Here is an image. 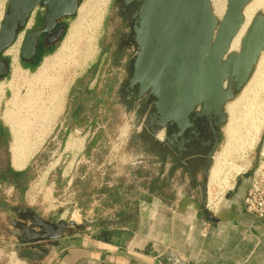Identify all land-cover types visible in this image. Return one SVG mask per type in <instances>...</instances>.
Here are the masks:
<instances>
[{"label": "rangeland", "instance_id": "1", "mask_svg": "<svg viewBox=\"0 0 264 264\" xmlns=\"http://www.w3.org/2000/svg\"><path fill=\"white\" fill-rule=\"evenodd\" d=\"M9 1L0 0V19ZM87 3L92 11L82 24L74 52L65 59L63 67L52 72L53 77L60 79L56 84H46L38 74L46 61L60 53L77 15L67 21L64 38L52 51L43 53L34 68L22 65L21 51L16 47H10L3 57L9 63V71L0 79V127L8 137L0 141V229L9 237L10 232L19 230V221L31 226L32 215L52 224L60 220L73 223L75 226L64 234L83 235L85 230L79 226L87 224L90 216L105 218L107 214L138 211L136 198L140 193L150 194L165 208L173 207L179 199L197 196L177 174L161 179L152 164L146 132L141 126L146 113L139 115L120 96L131 58L126 52L118 54L120 38L128 28L118 13L117 0H81L80 6ZM258 14H264V9H258L254 16ZM262 58L264 50L259 61ZM16 70L20 71L19 77ZM54 90L61 96L57 109L49 101ZM240 94L233 102L239 100ZM6 112L14 114L16 124H26L27 129L22 130L24 144L29 148L35 145L22 169L10 166L15 139L13 124L4 119ZM253 114L262 122L256 130L248 121ZM263 117L264 108L260 106L254 111L250 106L241 108L237 114L235 129L246 143L242 149L231 150L218 182L212 184L209 178L207 199L211 215L219 212L220 195L234 190L238 180L246 181L248 189L253 172L264 163L260 155L264 148ZM230 118L223 128L214 164L230 148ZM233 167L241 172L237 174ZM226 171L228 176L224 175ZM154 203L159 204L156 200ZM158 212L162 214L161 210ZM160 214L158 217L162 218Z\"/></svg>", "mask_w": 264, "mask_h": 264}, {"label": "water", "instance_id": "2", "mask_svg": "<svg viewBox=\"0 0 264 264\" xmlns=\"http://www.w3.org/2000/svg\"><path fill=\"white\" fill-rule=\"evenodd\" d=\"M134 1L142 4L133 17L136 52L123 90L136 93L135 102L155 100V112L145 115V128L153 123L156 127H184L196 110L225 121L224 105L243 91L263 53L264 14L254 16L240 51L231 52L232 41L244 22V10L253 0H228L222 21L214 16L211 0H117V3L127 8ZM39 5L47 9L43 28L27 34L20 55L23 63L33 61L43 35H52L60 20L75 17L79 10V0H10L0 29V79L9 71V63L3 58L5 53ZM240 185L238 180L237 187ZM206 200L205 187L203 209ZM30 221L31 226L19 225L18 234L30 245L59 240L70 226H75L62 220L52 224L36 215Z\"/></svg>", "mask_w": 264, "mask_h": 264}, {"label": "crops", "instance_id": "3", "mask_svg": "<svg viewBox=\"0 0 264 264\" xmlns=\"http://www.w3.org/2000/svg\"><path fill=\"white\" fill-rule=\"evenodd\" d=\"M13 158L10 166L15 169ZM246 188L242 180L220 195L219 212L212 215L197 196L165 208L140 193L139 212L93 215L79 228L83 235L64 234L32 245L18 237L20 230L9 237L0 229V264H264V219L245 211Z\"/></svg>", "mask_w": 264, "mask_h": 264}, {"label": "flooded vegetation", "instance_id": "4", "mask_svg": "<svg viewBox=\"0 0 264 264\" xmlns=\"http://www.w3.org/2000/svg\"><path fill=\"white\" fill-rule=\"evenodd\" d=\"M141 4L142 1H134L127 8H123L118 3V13L128 28V32L120 38L118 54L122 55L123 52H126L131 58L128 68L136 52L132 33L133 17ZM42 7L44 11L36 14L32 20V27L27 34L33 30L43 28L47 9L45 6ZM69 19L60 20L52 35H43L41 37L40 45L33 61L25 64L33 65L43 53L50 52L59 43L58 39L60 36L61 40L64 38ZM135 94L126 93L122 88L120 96L124 103L136 108L139 115L142 113L153 114L155 112V100H151L149 103H144L143 101L135 102ZM233 101L224 105L223 117L225 121L214 114L206 112L200 114L199 110H196V114L188 118L184 127L177 125L156 127L153 123L149 128H145L143 124L152 164L158 169L161 179L170 178V176L177 174L178 179L186 182L188 190L191 193H195L202 201L205 187L206 191L209 187V178L214 166L215 154L222 140L223 128L229 119L227 106Z\"/></svg>", "mask_w": 264, "mask_h": 264}, {"label": "bare ground", "instance_id": "5", "mask_svg": "<svg viewBox=\"0 0 264 264\" xmlns=\"http://www.w3.org/2000/svg\"><path fill=\"white\" fill-rule=\"evenodd\" d=\"M226 3H227V0H211L213 14L217 18V20L224 18L225 14L227 12L226 8H227L228 3L227 4ZM91 8L92 7L89 6L88 3H87V5L84 4V5L79 7V10L77 13V16H78L77 22H75V24L72 25L71 28L69 29L68 34H67L66 38L64 39L63 44L59 50L60 53L53 60L46 61L43 64V66L41 67L39 74H38V78L41 81L46 82V84L50 83L53 85L60 81V79H58V76L57 77L52 76V72L57 67H60V68L63 67L64 66L63 62L65 61V59L68 56H71L70 54L72 52H74L73 48H74L75 43H77V41L79 40L78 38L80 36L79 34L81 33L82 24L86 20L87 15L92 11ZM258 9H264V0H253L246 6L244 13H243L244 22H243L239 32L237 33V35L235 36V38L232 41L231 52H237L239 50V48L241 47L242 39H243V37H245L247 30L250 27L252 20L254 18V14ZM92 26H93V24H92ZM81 46H80V48H81ZM12 49H14V48H12ZM15 74H16V76L19 77L20 71L16 70ZM2 88H3V86L0 85V90H2ZM54 91L55 92H54L53 96L49 99L50 103L53 105V109H55L56 107H59L61 104L60 92L56 91V90H54ZM247 106H250L252 111H254L256 109V106H260V107L264 108V58H262V60L259 61L255 73L253 74L252 78L249 80V82L247 83V85L245 86L243 91L241 92L239 100L238 101L236 100L235 102L230 103L227 106L228 115L231 117L230 118V121H231L230 125L227 128L228 137L230 139V143H229L230 148L228 150L227 149L224 150V152L218 156L216 163L214 164L212 171H211V177L210 178H211L212 184L218 182V180L221 178V175H222L223 171L225 170V166L228 165V163H229L231 150H233V149L235 150L239 147H240V149H242L244 144L246 143L245 140H243V138L241 137V135H240L241 133L236 131L235 125L238 122L237 114L238 115L240 114L241 108L245 109V108H247ZM247 112L249 115L250 114L249 111H247ZM5 118H6L5 121H8V122L11 121V123L13 124V127H14L13 132H14L15 141H14L12 150H13V154H14V158H15V159L14 158L13 159L16 163L15 167L17 169H22L23 167H25L27 160L31 156L30 154L32 153L33 148L35 149V147H34L35 145L33 147L31 146V148H29L24 144L25 142L23 140L22 130L27 129L26 124L25 125L20 124V123L16 124L17 119L14 116V114L10 113V112L5 113L4 119ZM263 119H264V117H263ZM248 121L251 123V126L255 127L254 130L260 128V125L262 123L259 118L254 116V114H253V117ZM258 125H259V127H258ZM256 134L257 133L255 132V135ZM252 136H254V135H252ZM22 158H24L23 161H21ZM234 170L237 172V174H239L241 172L240 168H234L233 167V171ZM228 173L229 172L226 171L224 175L228 176ZM210 185H211V183H210Z\"/></svg>", "mask_w": 264, "mask_h": 264}, {"label": "built area", "instance_id": "6", "mask_svg": "<svg viewBox=\"0 0 264 264\" xmlns=\"http://www.w3.org/2000/svg\"><path fill=\"white\" fill-rule=\"evenodd\" d=\"M6 11H7L6 8H4L1 11L0 29H1V25L3 22L4 16L6 14ZM43 11H44V8L42 6H37L33 10V12L31 13L30 19L27 22L24 29L18 32L14 44L11 46L12 48L16 47L18 52L22 51V47L24 45L27 32L32 27V20L35 18L38 12H43ZM144 119L145 117L142 120V124H141L142 127H143ZM260 155L262 156V159L264 160V148L260 152ZM248 185L249 187L247 189L246 196L244 199L245 211L257 219H264V163L261 162L258 169L255 172H253L252 176L249 179ZM206 209L210 211V202L208 199L206 200Z\"/></svg>", "mask_w": 264, "mask_h": 264}, {"label": "trees", "instance_id": "7", "mask_svg": "<svg viewBox=\"0 0 264 264\" xmlns=\"http://www.w3.org/2000/svg\"><path fill=\"white\" fill-rule=\"evenodd\" d=\"M52 51V50H51ZM41 58H42V56L39 58V60L36 62V63H34L33 65H31V64H25V63H22V65L24 66V67H32V68H34L39 62H40V60H41ZM8 137V134H7V132L6 131H3L2 130V128L0 127V141L4 138V139H6Z\"/></svg>", "mask_w": 264, "mask_h": 264}]
</instances>
